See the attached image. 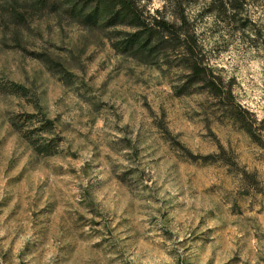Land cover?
<instances>
[{
    "label": "rangeland",
    "instance_id": "1",
    "mask_svg": "<svg viewBox=\"0 0 264 264\" xmlns=\"http://www.w3.org/2000/svg\"><path fill=\"white\" fill-rule=\"evenodd\" d=\"M182 1L256 139L101 30L0 10V264H264V6L245 0L242 30ZM32 114L53 122L49 157L12 127Z\"/></svg>",
    "mask_w": 264,
    "mask_h": 264
},
{
    "label": "trees",
    "instance_id": "2",
    "mask_svg": "<svg viewBox=\"0 0 264 264\" xmlns=\"http://www.w3.org/2000/svg\"><path fill=\"white\" fill-rule=\"evenodd\" d=\"M165 1L172 12L169 18L158 10L151 14L138 0H0V10L18 27L27 17L47 14L86 29L101 30L118 54L142 65L177 71L178 84L174 89L177 96L195 91L222 103L226 101L230 105L228 117L256 139L253 124L242 120L241 114L246 111L234 104L231 91L210 65L197 29L185 14L183 1ZM260 3L263 7L264 0ZM244 5L245 0H205L203 11L231 25L241 22L245 30L247 22L240 18ZM33 57L43 63H53L40 54ZM16 88L24 90L22 86ZM21 121L23 128H17L13 122L12 127L20 133L28 131L27 141L36 153L51 156L55 140L53 122L44 115L33 114L25 115Z\"/></svg>",
    "mask_w": 264,
    "mask_h": 264
}]
</instances>
